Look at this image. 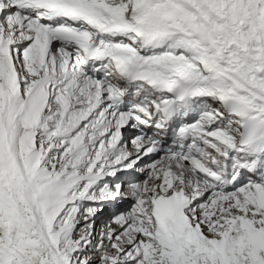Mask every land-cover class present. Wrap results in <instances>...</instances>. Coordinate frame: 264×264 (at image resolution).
<instances>
[{
    "label": "snow or ice",
    "instance_id": "obj_1",
    "mask_svg": "<svg viewBox=\"0 0 264 264\" xmlns=\"http://www.w3.org/2000/svg\"><path fill=\"white\" fill-rule=\"evenodd\" d=\"M0 264H264V0H0Z\"/></svg>",
    "mask_w": 264,
    "mask_h": 264
},
{
    "label": "bare ground",
    "instance_id": "obj_2",
    "mask_svg": "<svg viewBox=\"0 0 264 264\" xmlns=\"http://www.w3.org/2000/svg\"><path fill=\"white\" fill-rule=\"evenodd\" d=\"M105 217H106V216H102V217H100V218L96 221V226H98L99 223L102 222L103 219H104ZM104 222H106V221H104ZM104 222H102L101 224H104Z\"/></svg>",
    "mask_w": 264,
    "mask_h": 264
},
{
    "label": "rangeland",
    "instance_id": "obj_3",
    "mask_svg": "<svg viewBox=\"0 0 264 264\" xmlns=\"http://www.w3.org/2000/svg\"><path fill=\"white\" fill-rule=\"evenodd\" d=\"M102 222L99 223L98 226H96V231L99 232L100 229L103 227V224H101Z\"/></svg>",
    "mask_w": 264,
    "mask_h": 264
}]
</instances>
